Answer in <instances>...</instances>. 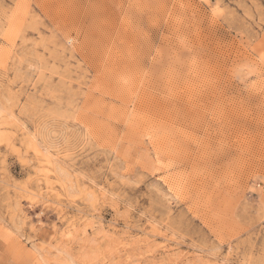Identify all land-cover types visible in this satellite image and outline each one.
<instances>
[{"label": "rangeland", "instance_id": "374dc122", "mask_svg": "<svg viewBox=\"0 0 264 264\" xmlns=\"http://www.w3.org/2000/svg\"><path fill=\"white\" fill-rule=\"evenodd\" d=\"M0 264H264V0H0Z\"/></svg>", "mask_w": 264, "mask_h": 264}]
</instances>
